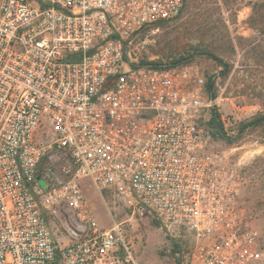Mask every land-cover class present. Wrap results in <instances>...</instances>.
Segmentation results:
<instances>
[{"label":"built area","instance_id":"1","mask_svg":"<svg viewBox=\"0 0 264 264\" xmlns=\"http://www.w3.org/2000/svg\"><path fill=\"white\" fill-rule=\"evenodd\" d=\"M182 4L0 0V264H138L135 222L147 215L176 240V264H264L203 122V68L126 56ZM82 179L125 217L100 228Z\"/></svg>","mask_w":264,"mask_h":264},{"label":"rangeland","instance_id":"2","mask_svg":"<svg viewBox=\"0 0 264 264\" xmlns=\"http://www.w3.org/2000/svg\"><path fill=\"white\" fill-rule=\"evenodd\" d=\"M128 54L134 64L180 61L203 68L214 93L203 122L211 144L234 175L240 202L260 232L264 251V121L252 124L264 116V0H183L177 18L133 36ZM214 112L223 135H216L209 125ZM45 167L46 157L39 170ZM80 185L100 228H107L112 217H125L113 210L109 191L104 196L112 211L87 179ZM175 241L150 215L135 222L133 249L138 264H176Z\"/></svg>","mask_w":264,"mask_h":264},{"label":"trees","instance_id":"3","mask_svg":"<svg viewBox=\"0 0 264 264\" xmlns=\"http://www.w3.org/2000/svg\"><path fill=\"white\" fill-rule=\"evenodd\" d=\"M160 23H163V22H159V23H157V24H160ZM210 55V57H212L215 61H217V62H219L223 67H226V64L225 63H223V61L220 59V58H218L217 56H215V55H213V54H209ZM178 63H180V61H178V62H173V63H171V64H178ZM150 64H152V65H155V66H157L158 64H156V63H150ZM224 72V71H223ZM208 88H209V91H210V97H214V93H213V85H212V83L211 82H208ZM262 121H264V116L263 117H261V118H258V119H256V120H254L253 122H252V124H259V123H261ZM209 125L211 126V127H213L214 129H215V131H216V135L218 134V135H223V127H222V124H221V122L219 121V119H218V115L214 112L213 114H212V117H211V119L209 120Z\"/></svg>","mask_w":264,"mask_h":264},{"label":"water","instance_id":"4","mask_svg":"<svg viewBox=\"0 0 264 264\" xmlns=\"http://www.w3.org/2000/svg\"><path fill=\"white\" fill-rule=\"evenodd\" d=\"M41 184H42L43 186H45V184H44V182H43V181H41Z\"/></svg>","mask_w":264,"mask_h":264}]
</instances>
